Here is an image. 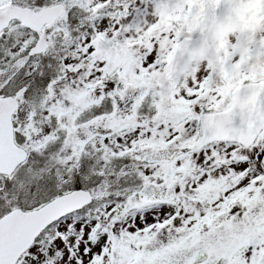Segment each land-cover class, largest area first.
<instances>
[{
    "label": "snow or ice",
    "instance_id": "6c2138e0",
    "mask_svg": "<svg viewBox=\"0 0 264 264\" xmlns=\"http://www.w3.org/2000/svg\"><path fill=\"white\" fill-rule=\"evenodd\" d=\"M163 3L0 0V264H264V0Z\"/></svg>",
    "mask_w": 264,
    "mask_h": 264
},
{
    "label": "rangeland",
    "instance_id": "374dc122",
    "mask_svg": "<svg viewBox=\"0 0 264 264\" xmlns=\"http://www.w3.org/2000/svg\"><path fill=\"white\" fill-rule=\"evenodd\" d=\"M243 4H244V0H228L227 7L233 9H240L241 11L239 13H225L214 24L209 25L210 35H208V37L213 44V48L205 58L214 57L215 40L213 39V37L215 35H220L225 37L229 36L233 32L236 25L241 22L243 18ZM174 7H177L176 0H164V3L157 7V14L163 11L164 8H174ZM262 47H264V44H262ZM231 55L237 58L243 55L247 59L248 51L247 48L244 47L243 45H237L232 48ZM205 58L197 62H202ZM250 67L253 70H264V52L257 50L256 54L251 57ZM240 74L241 72L239 66H237L235 69H233L230 72V75H232L233 78L239 76Z\"/></svg>",
    "mask_w": 264,
    "mask_h": 264
},
{
    "label": "water",
    "instance_id": "95a60500",
    "mask_svg": "<svg viewBox=\"0 0 264 264\" xmlns=\"http://www.w3.org/2000/svg\"><path fill=\"white\" fill-rule=\"evenodd\" d=\"M209 44H208V41L207 39H204L202 42L200 43H197L195 46H194V49H193V56L192 58L196 57L199 54H202L204 52H206L208 49H209ZM198 52V53H197ZM197 53V54H196ZM191 58V59H192Z\"/></svg>",
    "mask_w": 264,
    "mask_h": 264
}]
</instances>
